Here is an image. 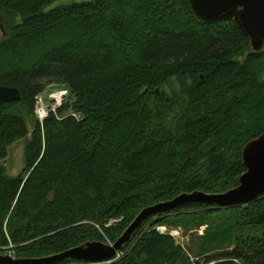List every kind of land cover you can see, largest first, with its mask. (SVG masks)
<instances>
[{
	"label": "trees",
	"instance_id": "trees-1",
	"mask_svg": "<svg viewBox=\"0 0 264 264\" xmlns=\"http://www.w3.org/2000/svg\"><path fill=\"white\" fill-rule=\"evenodd\" d=\"M56 1L0 0L6 22L22 20L0 41V85L21 93L0 103V254L13 246L16 259L113 244L146 207L236 188L243 148L264 134V47L251 51L232 20L202 21L188 0L45 11ZM49 85L74 103L41 126L35 98ZM68 108L80 119L63 117ZM26 139L23 173L8 177L7 148ZM191 208L169 224H208L196 257L264 264V194L244 207ZM146 222L112 264H191L168 237L143 233Z\"/></svg>",
	"mask_w": 264,
	"mask_h": 264
},
{
	"label": "water",
	"instance_id": "water-1",
	"mask_svg": "<svg viewBox=\"0 0 264 264\" xmlns=\"http://www.w3.org/2000/svg\"><path fill=\"white\" fill-rule=\"evenodd\" d=\"M188 2L200 20L206 22L232 20L249 39L251 51L260 52L263 49L264 0H188ZM20 100L21 93L17 88L0 85V103H15ZM241 158L246 172L239 178L236 188L220 194H207L202 191L184 193L170 201L146 207L111 245L100 241L86 242L56 255L37 259H16L0 255V264H60L68 260L86 264H109L130 242L136 230L151 217L167 215L191 205L215 209L247 206L264 194V134L245 145Z\"/></svg>",
	"mask_w": 264,
	"mask_h": 264
},
{
	"label": "rangeland",
	"instance_id": "rangeland-1",
	"mask_svg": "<svg viewBox=\"0 0 264 264\" xmlns=\"http://www.w3.org/2000/svg\"><path fill=\"white\" fill-rule=\"evenodd\" d=\"M74 3V0H63V1H56L54 2L51 6H49L45 11H50L51 9H55L60 6H68L72 5ZM32 18V17H31ZM22 20L20 17H12L8 20V22L5 21L3 13H0V41L7 39L10 35V26H16L21 24ZM12 23V25H11ZM3 64H10V61L4 62ZM65 95V96H64ZM64 102L62 103L64 105H72L74 103V100L70 99V95H68L67 89L64 88V86H58V85H49L47 86L41 94H39L35 100L36 103V111H41L44 113L46 116L44 119L46 120L47 117L50 114H54L57 118H60L57 113V98L63 97ZM68 97V98H67ZM61 104V106H62ZM62 106V107H63ZM61 107V108H62ZM57 113V114H56ZM63 117L67 116H72L75 117L76 120L80 119V115L77 113H74L71 108L66 109V111L62 115ZM62 117V118H63ZM43 119V120H44ZM35 120L39 123V125L42 126V124L45 122V120L41 123L39 118L35 115ZM60 120V119H58ZM27 128L29 133L33 131V123L31 121H27ZM41 130L42 127H41ZM26 140H21L18 142L13 143L11 146L7 148V157L5 161L3 162V166L6 169V174L8 177L11 178H16L20 176L23 173L24 170V161H23V152H24V145ZM232 190V189H231ZM228 192V191H227ZM214 194H219V193H214ZM51 197V198H50ZM53 195H49V200H52ZM244 207V206H242ZM186 207L177 210L173 213L164 215L163 217L160 216H155L151 217L148 219L146 222V228L143 231V233H150L154 232L159 236L163 237H168L169 239L172 240L173 244L175 247H178L181 252L184 254V258L191 263V264H206L205 259L207 256L204 257H196L194 252L197 249L198 244L200 243V240L205 239L206 237L210 236V233L208 232V224H204L199 227H192L190 229L185 230L184 227L181 225H173L169 224L175 219H181L178 217H183V219H187L190 217L196 209H190V210H184ZM219 210V209H218ZM163 219H168V221L164 224L160 223ZM111 224L107 225L110 226ZM96 227V226H95ZM98 228V227H96ZM132 239L128 244H130ZM104 243V242H103ZM106 245H111L112 243L109 242L108 240H105ZM127 245V244H126ZM132 246L134 244H130ZM234 247L230 246L226 248L228 251H231ZM14 247L9 246L6 249H3V256H11L15 258L14 252H13ZM221 251V250H219ZM125 251L123 249L118 253L117 259L125 254ZM215 252L209 253V255H213ZM115 258V260H117ZM221 261V260H219ZM225 262V261H222ZM111 262L110 264H112ZM72 264H86V263H72ZM211 264H216L211 263ZM232 264H239L238 262H233Z\"/></svg>",
	"mask_w": 264,
	"mask_h": 264
},
{
	"label": "bare ground",
	"instance_id": "bare-ground-1",
	"mask_svg": "<svg viewBox=\"0 0 264 264\" xmlns=\"http://www.w3.org/2000/svg\"><path fill=\"white\" fill-rule=\"evenodd\" d=\"M35 100H36V98H35ZM34 115H36V116L39 118V120H40L41 123L45 120L44 117H45L46 115H45L44 113H42L41 111H36V103H35V108H34ZM74 118H75V117H74ZM43 119H44V120H43ZM140 212H141V211H140ZM137 216H138V215H137ZM135 218H136V217H135ZM146 221H147V220H146ZM146 221H145V222H146ZM145 222H144V223H145ZM144 223H143V224H144ZM131 224H132V223H131ZM143 224H142V225H143ZM142 225H141V226H142ZM129 226H130V225H129ZM141 226H140V227H141ZM140 227L136 230V232L140 229ZM124 232H125V231H124ZM124 232H123V233H124ZM136 232L132 235V237L136 234ZM132 237H131V239H132ZM117 253H118V252H117ZM117 253H116V254H117ZM119 253H120V252H119ZM115 256H116V255H115ZM117 256H118V254H117ZM116 259H117V257H116ZM114 261H116V260H113L112 262H114ZM109 264H110V263H109Z\"/></svg>",
	"mask_w": 264,
	"mask_h": 264
},
{
	"label": "built area",
	"instance_id": "built-area-1",
	"mask_svg": "<svg viewBox=\"0 0 264 264\" xmlns=\"http://www.w3.org/2000/svg\"><path fill=\"white\" fill-rule=\"evenodd\" d=\"M65 96V95H64ZM64 96L63 97H59V98H57L58 100H57V108H59L60 106H61V104H62V102H63V99L62 98H64ZM37 98V97H36ZM56 108V109H57Z\"/></svg>",
	"mask_w": 264,
	"mask_h": 264
}]
</instances>
